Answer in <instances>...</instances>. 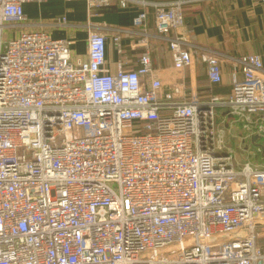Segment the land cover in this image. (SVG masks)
I'll return each instance as SVG.
<instances>
[{
    "label": "built area",
    "instance_id": "2783aa9c",
    "mask_svg": "<svg viewBox=\"0 0 264 264\" xmlns=\"http://www.w3.org/2000/svg\"><path fill=\"white\" fill-rule=\"evenodd\" d=\"M45 1L0 0V264H264V55L193 45L187 0H118L143 9L133 27L145 50L139 69L112 73L102 32L85 62L65 40L15 34L23 5ZM113 2L86 0L89 16ZM151 21L175 70L199 60L214 85L223 64L241 66L231 94L165 92ZM123 33L112 30L119 54ZM249 147L253 161H237Z\"/></svg>",
    "mask_w": 264,
    "mask_h": 264
},
{
    "label": "crops",
    "instance_id": "0c3cea01",
    "mask_svg": "<svg viewBox=\"0 0 264 264\" xmlns=\"http://www.w3.org/2000/svg\"><path fill=\"white\" fill-rule=\"evenodd\" d=\"M141 11L143 9L134 4L121 9L118 0H114L111 9L90 17L86 0L32 2L23 5L25 21L14 31L15 34L42 31L53 39L65 40L70 43L73 60L77 62L87 60L89 33L102 32L107 36V68L115 73L122 64L127 69L137 70L139 56L145 49L139 45L141 36L135 33L133 20ZM183 13L184 31L193 45L234 59L264 55V0H187ZM118 28L125 30L122 54L112 42V30ZM150 29L152 64L156 77L165 84V92H171L182 83L187 99L194 95L207 100L211 96L231 94L234 77L242 78L243 68H235L232 63L222 65L223 82L214 85L208 80L206 64L199 60L184 71L175 70L168 40L155 32L153 21Z\"/></svg>",
    "mask_w": 264,
    "mask_h": 264
},
{
    "label": "rangeland",
    "instance_id": "374dc122",
    "mask_svg": "<svg viewBox=\"0 0 264 264\" xmlns=\"http://www.w3.org/2000/svg\"><path fill=\"white\" fill-rule=\"evenodd\" d=\"M231 119L234 120V121H237V125H238L237 130L239 132L243 131L242 130L243 126H242L241 120L236 118V117H231ZM218 125H219V123H218ZM235 134H236V131H235ZM234 140H230L229 145L233 148V150L237 151L238 147L240 146V144H239V142L237 140H235V141ZM257 145H263V140L262 139H258ZM254 149H256V146H254ZM252 151H253V147H249L247 149H244V153H245L246 157L243 158V156H242V158H238L237 161H240L242 163L245 162V161H253V159H251L249 157V153H251ZM258 245L259 246H264V239L258 240Z\"/></svg>",
    "mask_w": 264,
    "mask_h": 264
}]
</instances>
